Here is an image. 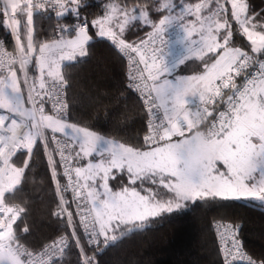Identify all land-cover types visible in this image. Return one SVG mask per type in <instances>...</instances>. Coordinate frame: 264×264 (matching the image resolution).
Here are the masks:
<instances>
[{
	"label": "snow or ice",
	"instance_id": "6c2138e0",
	"mask_svg": "<svg viewBox=\"0 0 264 264\" xmlns=\"http://www.w3.org/2000/svg\"><path fill=\"white\" fill-rule=\"evenodd\" d=\"M87 7L86 0H25L23 7L3 0L0 24L11 30L15 46L9 51L0 45V264H53L70 244L79 251L78 264H98L96 254L118 239L117 229L123 234L124 228L142 227L189 201L264 203V15L250 14L247 0H106L91 20L81 15ZM34 8L75 22L58 23L55 38L38 40ZM20 14H26L23 39ZM141 23L151 31L130 41L126 33ZM172 26L181 30L185 53L169 63L156 41ZM91 29L128 58L127 87L141 94L147 112L142 141L105 139L68 121L60 61L86 54ZM188 60L200 61L202 71L174 75ZM35 147L43 148L55 182L58 202L52 215L65 225L39 249L21 243L25 237L16 231L25 209L6 202ZM18 150L27 152L23 166L13 161ZM117 172L126 173L128 182L113 190L109 182ZM28 232L25 227L23 233ZM225 233L231 245L226 242L222 249L224 264L237 258L264 264V256L244 251L234 232L225 228L221 236Z\"/></svg>",
	"mask_w": 264,
	"mask_h": 264
},
{
	"label": "trees",
	"instance_id": "16d2710c",
	"mask_svg": "<svg viewBox=\"0 0 264 264\" xmlns=\"http://www.w3.org/2000/svg\"><path fill=\"white\" fill-rule=\"evenodd\" d=\"M86 2L89 7L82 9L81 15L91 20L100 14L106 0ZM18 3L23 7L25 0H18ZM247 3L250 14L264 15V0H247ZM33 13L35 36L41 41L55 38L58 23L70 25L75 22L71 16L58 19L51 9L34 8ZM17 18L22 22L23 39L26 14ZM152 19L158 22L160 16L154 14ZM149 31L151 29L141 23L126 35L130 41H138ZM90 32L93 37L86 45V54H78L75 60L64 62L60 68L67 81L68 121L121 143L142 141L147 131V112L138 93L127 87L125 60L110 40L94 35L95 29ZM240 39L244 44L248 43ZM0 40L14 50L15 37L3 24H0ZM201 71L200 61L188 60L176 73L194 75ZM20 78L23 82L22 74ZM23 90L27 96L24 85ZM25 159H28L27 152H22L13 161L17 166H23ZM59 173L63 185L60 169ZM116 176L117 179L109 182L113 190H119L128 182L126 173L117 172ZM66 199H70L68 194ZM6 202L25 209L22 219L17 221L16 231L25 237L21 243L29 248L38 249L64 232V223L52 215L58 196L42 147L34 148L21 183L13 193H6ZM219 220L238 225L246 251L253 257L264 256V206L261 202L209 198L195 203L189 201L185 207L149 218L142 227L131 231L124 228L123 234L117 229L115 233L121 236L114 243L101 245L96 260L98 264H224L215 230ZM25 227L29 229L26 234L23 233ZM79 259L78 249L70 244L53 264H78Z\"/></svg>",
	"mask_w": 264,
	"mask_h": 264
},
{
	"label": "built area",
	"instance_id": "2783aa9c",
	"mask_svg": "<svg viewBox=\"0 0 264 264\" xmlns=\"http://www.w3.org/2000/svg\"><path fill=\"white\" fill-rule=\"evenodd\" d=\"M42 2H43V0H33V3H34V4H38V3H42ZM2 4H3V2H2V0H0V9H2ZM56 35H58V34L56 33ZM178 35H179V28L176 27V26H172V27L167 28L166 31L164 32V34L162 35V37L156 41L157 45L163 50L164 58H165L169 63H171V58L169 57V54H168L169 47H170V45H171L172 43H174V42L176 41V38L178 37ZM143 38H146V36H144ZM141 39H142V38H141ZM161 40L163 41V43L161 42ZM0 45L5 46V47L7 48V50H9V51H12V50H10V49L7 47V45H6L2 40H0ZM121 55L123 56V58H124V60H125V63H126V72H127V77H128V75H129V61H128V58H127V57H125L123 54H121ZM17 67H18V65H17ZM128 83H129V80H128ZM136 92H137V91H136ZM137 93H138V95H139V97H140V99H141V94H140L139 92H137ZM63 98H64V100H65V102H66V104H67V112H66V116L68 117L69 106H68V101H67V88H66V91H65V93H64V97H63ZM141 100H142V99H141ZM196 103H197V101L194 99V100L192 101V105H193V107L196 105ZM47 107L50 108L51 105L49 104ZM61 138L64 139L63 137H61ZM22 152H26V150H23V151H19V150H18L16 155H18L19 153H22ZM14 157H15V156H14ZM14 157H13V158H14ZM60 170H61V173H62V172H63V169H60ZM62 176H63V175H62ZM63 179H64V184H65V183H66V180H65L64 177H63ZM68 195H69V197H70V199H71V195H70V193H69ZM9 205H10V204H9ZM72 209H73V210L75 209V203L72 204ZM238 227H239L238 225L235 226V225H233V224H232L231 222H229V221L219 220V221H217V222L215 223V230H216V234H217V240H218V244H219V247H220V252H221V254H222V259H223V261L225 260V254H224V252H222V249L225 247V243H226V242H227L229 248H230V245H231V237H230V235H229L228 233H225L223 237L221 236V233H224L225 228H228V229L231 230V232H234V233H235L237 239L240 241V244H241L242 248L244 249V251H245L247 254H249V253L246 251L245 247H244V241L242 240V238H240V237L237 235ZM26 246H27V245H26ZM27 247H28V246H27ZM40 248H41V247H40ZM38 249H39V248H38ZM233 252H234V250H233ZM57 255L59 256V254H57ZM228 259H229V261H231V260H232V256L229 255V256H228ZM237 262H242V261H240L239 258H237V260H236L235 263H237Z\"/></svg>",
	"mask_w": 264,
	"mask_h": 264
},
{
	"label": "rangeland",
	"instance_id": "374dc122",
	"mask_svg": "<svg viewBox=\"0 0 264 264\" xmlns=\"http://www.w3.org/2000/svg\"><path fill=\"white\" fill-rule=\"evenodd\" d=\"M3 2V0H2ZM18 2V0H17ZM89 35L93 37L92 33L89 32ZM182 35L181 33V30L179 29V35L178 37L176 38V41L174 43H172L169 47V51H168V54H169V57L171 58V63L174 62L175 60H177L179 57L183 56L184 53H185V48L183 46V44L180 42V36ZM171 53V54H170ZM79 54V53H78ZM80 55V54H79ZM77 58V53L74 55V57L70 60H75ZM64 60H68L70 61L69 59H64ZM63 64V62H60V67L61 65ZM174 75H182V76H187L186 74H182V73H175ZM173 77L169 76L168 79H172ZM20 83H21V90H22V94L24 96V99H25V106L26 107H29V105L27 104V96H26V93L24 92L23 90V82H22V79L20 78ZM194 100V99H193ZM192 100V101H193ZM98 134V133H97ZM100 135V134H99ZM102 136V135H101ZM104 137V136H102ZM105 139H109V138H106L104 137ZM109 140H112V139H109ZM116 141V140H114ZM118 142V141H117ZM91 159H93L94 161L95 160H98L99 159V155L96 154L94 155ZM222 167V165H221ZM261 204L264 206V203L261 202ZM128 231V230H127ZM118 238L121 236L120 234H117V233H114Z\"/></svg>",
	"mask_w": 264,
	"mask_h": 264
},
{
	"label": "bare ground",
	"instance_id": "6f19581e",
	"mask_svg": "<svg viewBox=\"0 0 264 264\" xmlns=\"http://www.w3.org/2000/svg\"><path fill=\"white\" fill-rule=\"evenodd\" d=\"M232 224H233V223H232ZM233 225H235V224H233ZM235 226H236V225H235ZM237 235H238L239 237H241V236L239 235V227H238ZM218 246H219V244H218ZM219 249H220V247H219ZM220 255H221V257H222L221 252H220Z\"/></svg>",
	"mask_w": 264,
	"mask_h": 264
},
{
	"label": "crops",
	"instance_id": "0c3cea01",
	"mask_svg": "<svg viewBox=\"0 0 264 264\" xmlns=\"http://www.w3.org/2000/svg\"><path fill=\"white\" fill-rule=\"evenodd\" d=\"M171 54V53H170ZM77 55H78V53H77ZM68 60H62V61H60V62H67ZM61 68V67H60ZM0 114H3V110H0Z\"/></svg>",
	"mask_w": 264,
	"mask_h": 264
}]
</instances>
